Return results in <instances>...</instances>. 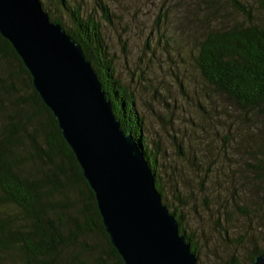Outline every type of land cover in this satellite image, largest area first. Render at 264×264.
I'll list each match as a JSON object with an SVG mask.
<instances>
[{
	"label": "rangeland",
	"instance_id": "rangeland-1",
	"mask_svg": "<svg viewBox=\"0 0 264 264\" xmlns=\"http://www.w3.org/2000/svg\"><path fill=\"white\" fill-rule=\"evenodd\" d=\"M239 1L254 20H264V0ZM70 2L102 25L117 78L137 99L150 148L160 146L167 203L195 234L199 263L225 264L232 256L246 262L264 250V111L240 109L196 65L206 32L248 20L228 0H103L112 23L96 0ZM55 6L48 3L71 27Z\"/></svg>",
	"mask_w": 264,
	"mask_h": 264
},
{
	"label": "trees",
	"instance_id": "trees-1",
	"mask_svg": "<svg viewBox=\"0 0 264 264\" xmlns=\"http://www.w3.org/2000/svg\"><path fill=\"white\" fill-rule=\"evenodd\" d=\"M107 23L108 5L96 0ZM247 26L212 28L198 42L196 65L205 82L248 114L264 111V20L239 0H228ZM50 22L60 24L95 69L113 112L147 160L163 203L179 224L199 263L200 245L184 215L167 203L159 144L151 147L137 99L117 78L115 60L95 18L70 0H38ZM54 3L71 27L52 13ZM181 149V148H180ZM181 152V151H180ZM10 208L11 213L6 209ZM232 256L225 264H250ZM0 264H124L102 223L95 194L83 176L57 120L34 90L29 72L0 36Z\"/></svg>",
	"mask_w": 264,
	"mask_h": 264
},
{
	"label": "water",
	"instance_id": "water-1",
	"mask_svg": "<svg viewBox=\"0 0 264 264\" xmlns=\"http://www.w3.org/2000/svg\"><path fill=\"white\" fill-rule=\"evenodd\" d=\"M0 36L57 120L124 264H197L144 154L121 128L81 46L50 22L38 0H0ZM250 264H264V255Z\"/></svg>",
	"mask_w": 264,
	"mask_h": 264
}]
</instances>
